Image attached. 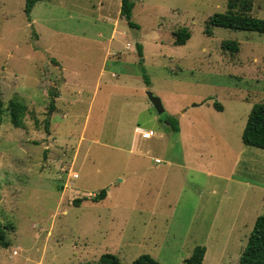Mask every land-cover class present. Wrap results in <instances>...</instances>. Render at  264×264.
I'll list each match as a JSON object with an SVG mask.
<instances>
[{"label": "rangeland", "instance_id": "obj_1", "mask_svg": "<svg viewBox=\"0 0 264 264\" xmlns=\"http://www.w3.org/2000/svg\"><path fill=\"white\" fill-rule=\"evenodd\" d=\"M109 1H43L26 16L24 0H0V264H183L197 247L201 264H238L264 215V150L241 142L264 102V34L205 35L229 0H132L137 28L123 18L115 35L130 48L105 60ZM248 1L264 19V0ZM180 28L191 38L174 46ZM12 99L27 107L23 128L10 123Z\"/></svg>", "mask_w": 264, "mask_h": 264}, {"label": "trees", "instance_id": "obj_2", "mask_svg": "<svg viewBox=\"0 0 264 264\" xmlns=\"http://www.w3.org/2000/svg\"><path fill=\"white\" fill-rule=\"evenodd\" d=\"M49 0H24V13L29 16L32 8L39 2ZM134 8L132 0H121V16L125 19L127 24L132 28H137L135 24L131 22V13ZM251 2L248 0H229L228 9L224 13H215L210 16L206 22V30L204 34L211 35V31L208 28H224L235 31H248L259 34H264V19L252 17ZM174 46H183L191 38L190 32L186 28H180L173 32ZM222 49L237 51V46L234 43H225L222 45ZM138 56L142 58L141 47L137 48ZM145 84L149 85V81L143 74ZM56 96V93L54 94ZM54 104H51L53 108ZM214 107L217 111L221 112L222 107L218 103H214ZM7 111L10 123L15 128L24 127V118L27 113V107L21 101L12 99L8 102ZM4 114L3 102L0 100V124ZM168 124L172 130L178 132V124L176 120L168 117ZM48 126H46V129ZM241 142L249 147H254L264 150V102L255 104L251 108L246 124L241 133ZM105 191H102L99 196H96L92 201L97 202L104 198ZM79 204L78 201L75 202ZM11 229V227H9ZM12 230V229H11ZM9 242L6 237V226L0 222V248H8ZM205 254L203 247H197L194 250L191 258L184 260L183 264H201ZM97 264H122L116 257L111 254L102 255ZM131 264H158L154 259L149 256H142ZM238 264H264V215L258 216L255 219L252 232L247 239V243L243 248Z\"/></svg>", "mask_w": 264, "mask_h": 264}, {"label": "crops", "instance_id": "obj_3", "mask_svg": "<svg viewBox=\"0 0 264 264\" xmlns=\"http://www.w3.org/2000/svg\"><path fill=\"white\" fill-rule=\"evenodd\" d=\"M109 4H110V6H107V9H109V10H107V12H108V14L109 15H111V16H113V18H114V23H113V28H112V32H111V36L109 37V39H108V42L110 43V47L112 48L111 49V51H110V53H106V55H105V60H107L108 58H109V56H111V57H116V59H119V57L120 56H117V52L118 51H120L121 49H125L126 51H128L127 50V48H130V46L126 43V45L125 46H123V44L119 47L118 46V43L117 42H115V35L118 33V30H117V27H119V21H122V20H124L123 19V17L121 16V0H110L109 1ZM103 5H104V2L102 1V2H100V7L101 8H103ZM114 6V9H111V7H113ZM119 35L120 36H124L125 35V33H124V31H121V33L119 32ZM127 47V48H126ZM55 96V95H54ZM57 97V98H56ZM55 98H56V103H60V105H62V103H65L66 102V100H64V98L62 97V95L61 94H59V93H56V96H55ZM66 103H69V102H66ZM57 106H58V104H56V109H55V111L57 112ZM54 108V107H53ZM58 127V126H57ZM179 131H180V129H179ZM151 132V131H150ZM152 133V132H151ZM154 134L152 133V136H153ZM151 136V137H152ZM150 139V138H149ZM156 162H159V160H157L156 159ZM75 175V174H74ZM73 175V176H74ZM72 176V177H73ZM69 177V176H68ZM65 186V185H64Z\"/></svg>", "mask_w": 264, "mask_h": 264}, {"label": "water", "instance_id": "obj_4", "mask_svg": "<svg viewBox=\"0 0 264 264\" xmlns=\"http://www.w3.org/2000/svg\"><path fill=\"white\" fill-rule=\"evenodd\" d=\"M146 96L148 101L152 104L154 110L156 111V114L158 116L162 115L164 113V108L162 106L161 100L149 91L146 92Z\"/></svg>", "mask_w": 264, "mask_h": 264}, {"label": "built area", "instance_id": "obj_5", "mask_svg": "<svg viewBox=\"0 0 264 264\" xmlns=\"http://www.w3.org/2000/svg\"><path fill=\"white\" fill-rule=\"evenodd\" d=\"M151 136H152L151 132H143V134H142V138H144V139H149V138H151ZM73 178H76V175H74Z\"/></svg>", "mask_w": 264, "mask_h": 264}]
</instances>
